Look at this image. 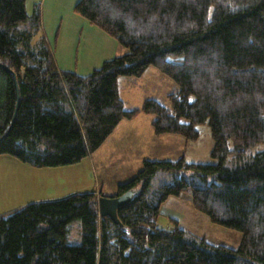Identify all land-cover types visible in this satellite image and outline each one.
Here are the masks:
<instances>
[{
	"label": "trees",
	"instance_id": "obj_1",
	"mask_svg": "<svg viewBox=\"0 0 264 264\" xmlns=\"http://www.w3.org/2000/svg\"><path fill=\"white\" fill-rule=\"evenodd\" d=\"M0 0V155L36 168L80 163L123 120L153 116L155 135L197 140L207 123L214 163L145 159L114 195L122 226L99 214L92 189L29 203L0 216V264H264V0H79L74 11L126 53L87 75L60 70L39 6ZM150 67L172 79L168 105L128 108L119 78ZM254 153L246 157L247 151ZM236 160L227 165L229 157ZM172 183L151 187L158 172ZM191 196L212 223L237 230V248L209 242L169 218L170 197ZM80 222L81 242L68 241Z\"/></svg>",
	"mask_w": 264,
	"mask_h": 264
},
{
	"label": "rangeland",
	"instance_id": "obj_2",
	"mask_svg": "<svg viewBox=\"0 0 264 264\" xmlns=\"http://www.w3.org/2000/svg\"><path fill=\"white\" fill-rule=\"evenodd\" d=\"M67 1L68 0H60V11L57 7L58 2L56 4H53L50 9H44L45 17L47 18L48 23L52 21L50 26L51 28H48V31H54V34L52 35L53 39L55 38V34L58 29V20L60 19L61 9L64 7ZM47 4H50V0H47ZM65 10L68 9L65 8ZM73 12L76 13L74 11V7ZM76 14L80 16L78 13ZM58 37L59 36L57 32L55 39L58 40ZM122 48L123 50H127L123 46ZM54 49L55 47H53V54L55 52ZM58 64H60V62H58ZM164 78L169 83L160 82L155 77L150 75L148 76L147 73H145L139 78L120 77L119 85L121 87V94L123 95L126 102V107H140L142 102L146 98H156L160 100L163 104L168 105L167 95L169 93L177 92L178 86L174 83L172 79L166 76H164ZM174 86L175 88L173 89ZM148 116L153 118V116L151 115ZM199 129L200 136L197 140L194 141H187L184 137L176 134L162 135L167 136L162 137L167 139H163L162 143L160 141H157V143H155V147H153L149 153V155H152L150 156V158L153 159L154 155H158V157L156 158L157 160H176L180 157H184L187 162H216V160L211 157V151L213 149L214 141L211 136L209 125L207 123L201 124L199 126ZM263 148L264 146L260 145V147L256 149ZM254 151L255 149L247 151L246 157H248L249 154L254 153ZM95 154L96 161L94 165L96 168L93 169L87 167L83 169L82 174L84 176L81 180H72L71 173L70 175L64 172L62 173V171L65 170L62 167L67 166L60 167V188L52 187V189H50L54 197L61 198L70 193L89 191L94 188L99 189V183L95 181L96 178L99 182L101 181V183L105 184L106 192L110 191L112 187H114V191L117 192V187L119 184L130 180L142 168V159H144H130L117 157V154L111 150L97 151L95 152ZM1 160H7L6 165H10L11 169L13 166H16L18 169L20 167L24 168V166L25 168H36L8 155H0V161ZM85 162L86 161H83V163H78L82 165H78V167H75L73 169L75 174H77L76 169L84 166ZM235 164L236 160L230 156L227 160V165L234 166ZM173 180V173L161 171L158 172L152 179L151 187L157 188L162 184L172 183ZM25 196L27 198L29 197L27 196L26 192L18 191V195L13 199V202L17 203L16 206H14V208H9V210L1 208L0 216L11 212L12 209L15 210L19 208L24 203L23 201L25 200ZM46 200H50V198ZM23 205L25 206V204ZM162 209L164 210V212L158 217L157 220L158 227L160 228H167L170 225L169 218L177 217L180 220L181 226L184 229L196 235L205 237L211 243L224 244L232 248H237L241 243V232L212 223L205 214L200 213L193 207L191 202V196L189 193H186L182 197H170L167 202L162 205ZM68 241L70 243L81 242L79 221H74L70 224V233Z\"/></svg>",
	"mask_w": 264,
	"mask_h": 264
},
{
	"label": "crops",
	"instance_id": "obj_3",
	"mask_svg": "<svg viewBox=\"0 0 264 264\" xmlns=\"http://www.w3.org/2000/svg\"><path fill=\"white\" fill-rule=\"evenodd\" d=\"M78 1L79 0H68L61 9L57 29L59 36L58 40L55 39L57 32L53 39L52 35L54 31H48V28H51L52 21L48 23L44 9H50L53 4L58 2L57 7L60 11V0H50V4H47V0H27L26 10L28 14H32L34 8L39 6L42 30L52 51L53 47H55L53 55L57 67L60 70H75V72L77 71L80 75H87L98 68L104 61L122 55L126 53V50H123L117 40L73 12V7ZM65 8L68 10H65ZM58 62H60V64H58ZM145 73H147L148 76L155 77L160 82H167L163 74L153 67L148 68ZM174 88L175 86L173 89ZM120 95L125 102L121 94V89ZM152 119L153 118L147 114H141L134 120H123L97 151L111 150L117 154V157L122 158H144L142 162L145 159H151L150 156L152 155H149V153L151 149L155 147V143H157V141L162 143L163 139H167L162 138L167 136L155 135L151 125ZM95 152L80 162L83 163V161H86L84 166L76 169L77 174L74 173L73 169L82 164L77 163V165L74 164L62 167L65 169L62 173L64 172L68 175L71 173L72 180L74 181L78 179L81 180L84 176L82 174L83 169L87 167L96 168L94 165L96 161ZM157 157L158 155H154L153 159ZM6 162L7 160L0 161V209L4 208L9 210V208H14L17 203L13 202V199L18 195V191L26 192L27 196H29L28 198L25 196V200L23 201L25 205L36 201H44L49 198L50 200H54L53 198L58 199L54 197L50 189H52V187L60 188V167L25 168L24 166V168L20 167L18 169L16 166H13L11 169V166L6 165ZM95 181L99 183V189H96L98 192L102 191L104 195L108 196H112L116 193L114 187L106 192L105 184L101 183V181L99 182L97 178ZM23 204L20 207L24 206ZM161 211L162 213L164 212L162 206ZM174 218L178 219L177 217Z\"/></svg>",
	"mask_w": 264,
	"mask_h": 264
},
{
	"label": "water",
	"instance_id": "obj_4",
	"mask_svg": "<svg viewBox=\"0 0 264 264\" xmlns=\"http://www.w3.org/2000/svg\"><path fill=\"white\" fill-rule=\"evenodd\" d=\"M135 194L136 190L131 189L120 195L99 196V214L103 217L110 218L114 223L122 226L123 224L118 216V209L128 204Z\"/></svg>",
	"mask_w": 264,
	"mask_h": 264
}]
</instances>
